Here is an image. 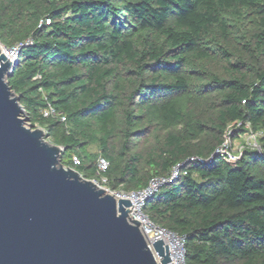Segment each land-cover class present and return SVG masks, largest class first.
Returning a JSON list of instances; mask_svg holds the SVG:
<instances>
[{"label": "trees", "instance_id": "16d2710c", "mask_svg": "<svg viewBox=\"0 0 264 264\" xmlns=\"http://www.w3.org/2000/svg\"><path fill=\"white\" fill-rule=\"evenodd\" d=\"M0 45L20 47L7 81L64 167L99 181L103 158L128 193L179 166L142 211L185 263L264 264V0H0ZM246 125L260 149L224 162Z\"/></svg>", "mask_w": 264, "mask_h": 264}, {"label": "water", "instance_id": "95a60500", "mask_svg": "<svg viewBox=\"0 0 264 264\" xmlns=\"http://www.w3.org/2000/svg\"><path fill=\"white\" fill-rule=\"evenodd\" d=\"M3 48V49H1ZM0 45V264H159L133 206L60 163L63 149L27 127ZM160 264L167 246L152 243Z\"/></svg>", "mask_w": 264, "mask_h": 264}, {"label": "built area", "instance_id": "2783aa9c", "mask_svg": "<svg viewBox=\"0 0 264 264\" xmlns=\"http://www.w3.org/2000/svg\"><path fill=\"white\" fill-rule=\"evenodd\" d=\"M49 24V21L46 22ZM20 47L6 49L4 53L8 57V59L14 64L16 60V55L18 53V49ZM42 117L59 119L61 122L65 121V118L52 107L50 103L46 104V107L42 111ZM38 127H35V129ZM39 129V128H38ZM247 132L241 137L244 141H240L241 138L238 139V143L235 146V152H233L235 144L233 141L229 139V137L225 138L222 146L217 150V154L221 156V158L226 163H234L242 154L245 149H255L259 150L260 146L258 144V139L260 137V133L253 132L249 125H246ZM208 159L205 162H209ZM73 163L78 165V160L73 157ZM108 168V163L103 158H98L97 160V175L99 177V181L92 180L95 184L104 186L107 184V180L103 177V174L106 172ZM180 174L179 166L174 168L170 176H162L158 178H154L150 180L148 186L142 190H138L135 192H112L107 188V194L113 195L117 200L125 199L130 202V205L133 206L132 214H130V220L135 221L139 220L140 228L150 246V249L157 261L160 264V260L157 255L154 253L152 249V243L161 240L164 246H167L168 257L170 258V264H186L185 263V238L176 233H173L166 228L160 227L154 224L142 211L144 202L149 199L160 187L163 185L169 184L176 180ZM185 174V173H184ZM183 174V175H184ZM142 208V209H141Z\"/></svg>", "mask_w": 264, "mask_h": 264}, {"label": "rangeland", "instance_id": "374dc122", "mask_svg": "<svg viewBox=\"0 0 264 264\" xmlns=\"http://www.w3.org/2000/svg\"><path fill=\"white\" fill-rule=\"evenodd\" d=\"M26 124H28V122H27ZM26 126H27V127H30L29 124L26 125ZM42 132H43L44 139L46 140V142H48L49 144H51L50 141H49V139H48V137H47V135H46V133H45V131L42 130ZM241 140L244 141V139H242V138L240 139V141H241ZM234 143H235V144H233V146H234L233 152H235V146L237 145L238 140L235 141ZM52 145H53V144H52ZM90 151H91L92 153H96V149H95V148H91ZM97 186L102 187V188H106V187L101 186V185H97ZM141 209H142V208H141Z\"/></svg>", "mask_w": 264, "mask_h": 264}, {"label": "bare ground", "instance_id": "6f19581e", "mask_svg": "<svg viewBox=\"0 0 264 264\" xmlns=\"http://www.w3.org/2000/svg\"><path fill=\"white\" fill-rule=\"evenodd\" d=\"M1 49H3V48H1ZM96 186H97V184H95Z\"/></svg>", "mask_w": 264, "mask_h": 264}]
</instances>
